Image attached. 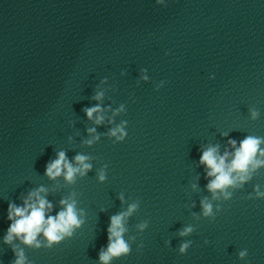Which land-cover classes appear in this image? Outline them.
<instances>
[{
    "label": "water",
    "instance_id": "water-1",
    "mask_svg": "<svg viewBox=\"0 0 264 264\" xmlns=\"http://www.w3.org/2000/svg\"><path fill=\"white\" fill-rule=\"evenodd\" d=\"M247 136L264 138V0H0V264L13 249L102 264L111 217L133 204L130 251L108 264H264V166L214 198L200 163ZM61 151L89 170L49 178ZM40 188L49 215L75 201L82 223L51 246L6 244L9 204Z\"/></svg>",
    "mask_w": 264,
    "mask_h": 264
},
{
    "label": "clouds",
    "instance_id": "clouds-1",
    "mask_svg": "<svg viewBox=\"0 0 264 264\" xmlns=\"http://www.w3.org/2000/svg\"><path fill=\"white\" fill-rule=\"evenodd\" d=\"M157 3H160V0H157ZM144 79H147V77H144ZM102 95V93H98L95 99H101ZM100 111L99 106L85 109L89 119L93 117L94 113H99ZM251 115L253 119H256L259 113L253 110ZM102 119V116H97L96 123H100ZM89 131H94V129ZM118 132L120 133L118 139H122L124 133L120 127L113 129L110 135L116 136ZM88 143H91V141ZM262 143H264V138L247 136L240 142L239 147L236 146V141H229V144L234 149L231 154L226 151L224 155H219L216 147H209L203 151L200 163L207 169L206 177L211 178L207 184V189L213 193L214 198L217 192L225 193L226 196L230 195V193L226 192L229 187L236 186L238 182L243 183L249 180L252 171L264 166V159L258 158L264 157V149L260 147ZM230 155L231 159H229ZM87 159L88 157L84 155H77L75 162L78 167H76L68 161L66 154L61 151L58 153L57 159L46 166L45 174L53 179L63 175L65 180L71 183L77 173L83 175L89 170L90 165L86 163ZM99 179L101 181L105 179L103 172H101ZM43 191L44 189L40 188L35 192L29 193L27 199L24 200L23 206L9 204L8 220L12 221V223L9 225L5 236L6 244L11 243L14 239H19L25 245L39 247L38 237L43 235L48 241V246H51L53 243L60 242L65 236H71L73 230L80 226L82 221L79 218L75 201L61 200L63 210L52 216L48 214L52 205L40 196ZM257 195L264 196V193L259 192L257 189ZM136 207L137 205L133 204L128 208L127 212L111 217L108 228V247L106 250H102L99 256L102 264H108L112 258L129 253V245L123 239L125 232L123 221L125 217L132 214ZM202 207L204 216L212 215V205L207 200L202 201ZM140 227L143 228L145 225L142 224ZM192 231L191 227H186L180 235L184 236ZM189 243L181 245V253L186 251ZM13 251L17 256L13 264H25L23 252L17 253L15 249ZM246 254L245 250L241 251L239 255L243 258Z\"/></svg>",
    "mask_w": 264,
    "mask_h": 264
}]
</instances>
